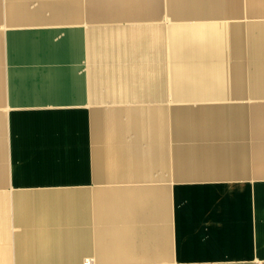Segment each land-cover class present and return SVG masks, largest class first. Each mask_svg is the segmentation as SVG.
I'll return each mask as SVG.
<instances>
[{
    "label": "crops",
    "instance_id": "1",
    "mask_svg": "<svg viewBox=\"0 0 264 264\" xmlns=\"http://www.w3.org/2000/svg\"><path fill=\"white\" fill-rule=\"evenodd\" d=\"M0 264H264V0H0Z\"/></svg>",
    "mask_w": 264,
    "mask_h": 264
}]
</instances>
